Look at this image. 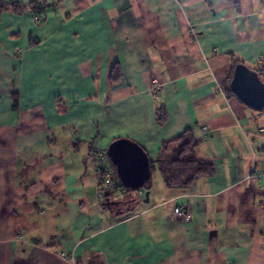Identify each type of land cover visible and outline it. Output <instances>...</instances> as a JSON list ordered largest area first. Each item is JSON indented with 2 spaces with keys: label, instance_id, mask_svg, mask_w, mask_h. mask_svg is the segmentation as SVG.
I'll return each mask as SVG.
<instances>
[{
  "label": "crops",
  "instance_id": "0c3cea01",
  "mask_svg": "<svg viewBox=\"0 0 264 264\" xmlns=\"http://www.w3.org/2000/svg\"><path fill=\"white\" fill-rule=\"evenodd\" d=\"M7 1L42 19L0 14V264H264L259 111L228 90L261 74L264 0ZM190 126L213 176L171 189L155 162L148 203L105 208L114 140L157 161Z\"/></svg>",
  "mask_w": 264,
  "mask_h": 264
},
{
  "label": "trees",
  "instance_id": "16d2710c",
  "mask_svg": "<svg viewBox=\"0 0 264 264\" xmlns=\"http://www.w3.org/2000/svg\"><path fill=\"white\" fill-rule=\"evenodd\" d=\"M28 9L32 10L34 15L41 16L42 7L40 5V1H35L27 5L16 1L0 0V14L3 11L22 13ZM238 63L240 62H235L234 69ZM121 74V65L117 62L111 69L109 76L113 82H118ZM232 77L233 76L229 79V83L231 82ZM228 90L229 92H232L230 87ZM160 119H162V117ZM198 150L199 144L197 142L194 129L192 126L187 127L177 137L163 142L159 158L157 161L151 160L152 169H154L156 162L162 179L167 187L171 189L189 190L195 186L199 179L210 177L215 174V167L212 161L196 157ZM111 167L113 168L112 164ZM113 170L116 177V171L114 168ZM119 187L124 192V196L119 200H115L112 196L111 190L105 191V193L109 192V196L107 198L104 193V206L106 209L113 213H118L123 212L126 209H131L135 205L141 203L139 192H133L126 190L121 186ZM106 200L109 201V205ZM111 202L117 203L113 204Z\"/></svg>",
  "mask_w": 264,
  "mask_h": 264
},
{
  "label": "water",
  "instance_id": "95a60500",
  "mask_svg": "<svg viewBox=\"0 0 264 264\" xmlns=\"http://www.w3.org/2000/svg\"><path fill=\"white\" fill-rule=\"evenodd\" d=\"M230 87L244 104L258 111L264 109V79L259 71L243 62L238 63ZM106 155L116 171L120 186L133 192L146 191L144 201L148 203L153 169L147 151L131 139L118 138L109 145ZM108 196L109 192H106L105 197Z\"/></svg>",
  "mask_w": 264,
  "mask_h": 264
},
{
  "label": "built area",
  "instance_id": "2783aa9c",
  "mask_svg": "<svg viewBox=\"0 0 264 264\" xmlns=\"http://www.w3.org/2000/svg\"><path fill=\"white\" fill-rule=\"evenodd\" d=\"M42 16L35 15V22L37 24L40 23ZM260 66H261V73L262 78L264 79V57L260 59ZM258 118L260 119V124L257 127L256 135L261 137L263 140V145L260 151L261 157L253 164L250 178L256 179L261 183V189L264 195V109L259 111ZM108 158L107 155L101 157V166L99 167V174L100 177L103 179V176L106 178L103 181V185L107 190L111 191H118L119 189L122 190L119 186L120 183L118 179L114 176L113 168L104 167L105 159ZM174 216L183 219V220H190L191 215L185 210L184 207H177L174 210Z\"/></svg>",
  "mask_w": 264,
  "mask_h": 264
},
{
  "label": "rangeland",
  "instance_id": "374dc122",
  "mask_svg": "<svg viewBox=\"0 0 264 264\" xmlns=\"http://www.w3.org/2000/svg\"><path fill=\"white\" fill-rule=\"evenodd\" d=\"M257 112V111H256ZM154 171V170H153ZM153 175L154 173L152 174V179H153ZM122 194H124L123 190H118V192H112V196L115 198V200H119V199H122Z\"/></svg>",
  "mask_w": 264,
  "mask_h": 264
}]
</instances>
